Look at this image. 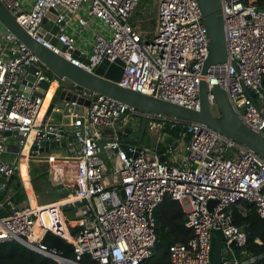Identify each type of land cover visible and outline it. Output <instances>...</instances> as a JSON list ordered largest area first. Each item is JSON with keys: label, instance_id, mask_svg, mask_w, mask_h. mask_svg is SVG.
<instances>
[{"label": "built area", "instance_id": "obj_1", "mask_svg": "<svg viewBox=\"0 0 264 264\" xmlns=\"http://www.w3.org/2000/svg\"><path fill=\"white\" fill-rule=\"evenodd\" d=\"M253 1L220 0L226 59L211 65L203 75L209 40L197 0H158L156 28L150 38L143 37L131 22L139 0H0L27 34L70 63L94 71L103 60L122 61L120 86L195 111L200 109L199 83H206L210 109L216 105L212 88L218 86L239 119L264 138V0ZM51 9L55 10L53 18H46ZM78 12L76 29L71 20ZM45 19L52 24L43 33ZM53 24L58 29L51 36L61 47L44 39ZM83 28L92 29L87 53L76 49V33ZM1 37L0 173L7 178L19 174L23 157L21 150L15 161L2 157L7 152L4 132L17 130L23 145L35 131L52 134L57 146L66 141L67 157L51 168L58 176L62 167L68 174L76 161L72 175L78 180L74 189L67 185L72 191L61 199L27 203L0 217V242H19L58 264H84V256L94 264H139L150 257L155 245L154 212L170 197L180 203L184 224L192 232L186 243L169 246L172 264H211L213 229L222 231L227 255L245 245L246 234L233 223L232 208L244 213L241 201L252 202L264 219V159L254 150L205 124L144 112L84 89L77 92L82 103L70 102L83 109L69 114L71 132L57 124H39L43 98L18 93L17 86L30 65L37 67V81L46 78L45 67L13 34ZM129 115L145 119L150 130L164 129L167 124L171 129L179 126L174 139L185 151L181 161L161 159L147 146L123 149L116 134L103 138L102 129L114 128L119 120L125 123ZM73 139L76 148L71 147ZM107 149L116 151L102 157ZM106 158L114 162L110 171ZM47 160L54 162L53 157ZM28 180L20 181L24 189ZM63 207H76V218H68ZM47 232L70 243L72 251L62 255L44 244ZM253 260L240 262L227 256L220 264Z\"/></svg>", "mask_w": 264, "mask_h": 264}, {"label": "water", "instance_id": "obj_2", "mask_svg": "<svg viewBox=\"0 0 264 264\" xmlns=\"http://www.w3.org/2000/svg\"><path fill=\"white\" fill-rule=\"evenodd\" d=\"M197 1L202 14V21L205 26L206 35L209 40V54L202 67V74L204 75L207 73V69L211 65L226 59L225 28L220 0ZM54 13L55 10L51 9V12L46 18H53L52 14ZM50 24H52V20H44L43 33L44 30L49 28ZM57 29L58 25L53 24L51 32L45 34L44 39L61 47V44L57 42L56 37L51 36V34L57 32ZM9 34H13L18 40L24 43L30 51L38 57L40 62L44 65L46 72H48L46 78L37 81V76L35 75L37 67L35 65H30L27 68L26 73L20 79L17 87L18 93L30 95L32 98H44L51 83L55 80L59 82L50 98L46 117L44 118L42 125L47 122L48 115L51 118L49 123L57 124L60 128H63L64 125L70 124L69 114L76 108L70 102H83V97L78 96L77 92L68 91L65 86L71 85L75 91L84 89L89 92H97L144 112L164 114L205 124L219 131L226 137L248 146L264 159V138L258 132L246 126L239 119L231 109L226 93L216 85L212 88V94L219 111L218 116H214L211 112L208 101V90L206 83L203 80L199 83L200 109L198 111L120 86L117 82L120 80L123 72L124 63L122 61L116 60L115 62L110 63L107 60H103L94 71H87L78 67L70 63L58 53L35 41L24 31L15 18L0 2V43L4 42V39L1 36ZM247 95L252 97L249 92H247ZM88 102L89 100L84 101L85 104H88ZM55 116H61L62 119H54ZM144 127L145 119H142L138 142L140 141ZM4 136L8 139L12 138L15 141L17 152L21 150L25 153L28 152L34 154V156H37V154H40L38 156H47L49 149L57 146L52 139L53 135H43V132L37 133L32 131L27 135L26 142L23 145L20 144L22 136L17 130L5 131ZM8 139H6V144H8ZM128 139L134 141L133 135L127 137V143L121 142V147L123 149H127L131 146ZM65 144L66 141L62 142L60 146L64 147ZM115 151L116 150L114 149H107L106 151L101 152V156L105 157L106 154H112ZM39 169L40 168H31L29 170L30 177L34 175V172H38ZM17 175L18 174L15 172L7 178L3 173H0V199L6 197V190H10V187L6 185V181L16 179L18 177ZM59 176L63 179L64 184L72 186L73 189L76 188V186L73 185V183L78 180L75 174L72 175V178H67L68 174L62 167L59 170ZM121 195L123 196L122 191ZM213 202L214 201H210V204ZM18 209L19 206L16 205L12 207L11 212H15ZM43 243L48 247L58 250L62 255H67L72 251L70 243L50 234L49 232L44 235ZM227 256L222 231L220 229H213L211 236L210 263L220 264L227 258Z\"/></svg>", "mask_w": 264, "mask_h": 264}, {"label": "trees", "instance_id": "obj_3", "mask_svg": "<svg viewBox=\"0 0 264 264\" xmlns=\"http://www.w3.org/2000/svg\"><path fill=\"white\" fill-rule=\"evenodd\" d=\"M255 0L252 3L261 2ZM147 128L146 124L144 127ZM179 126L171 129L167 124V131L171 138H175ZM164 159V157H161ZM45 172V173H44ZM49 175V176H48ZM53 178V179H52ZM32 186L36 193L44 197H52L53 201L65 196L68 192L63 189L64 183L58 173L48 166L43 172L33 175ZM13 191L7 201L0 207V217L11 214L12 205L19 206L26 199L25 189L11 181ZM62 187V190L60 189ZM61 191H60V190ZM1 196V194H0ZM4 197L1 198V200ZM245 212L242 213L236 206L232 208L233 223L240 226L246 234V243L242 247H234V256L240 262L253 257L254 260L245 264H264V219L256 212L254 203L241 201ZM156 241L149 258L139 264H172L168 248L174 243H186L192 232L184 224V213L178 201L165 197L155 212ZM84 264H94L87 256L81 259ZM0 264H58L53 259L42 256L16 241L0 242Z\"/></svg>", "mask_w": 264, "mask_h": 264}, {"label": "crops", "instance_id": "obj_4", "mask_svg": "<svg viewBox=\"0 0 264 264\" xmlns=\"http://www.w3.org/2000/svg\"><path fill=\"white\" fill-rule=\"evenodd\" d=\"M81 13L78 12L77 14L72 16V20H71V25L73 28L77 29V23H76V18L80 15ZM73 23H75L76 25H74ZM73 30H69V32H72ZM92 29L90 28H83L81 30H79L76 33V37H77V41H76V49L78 51H83V52H88L90 50V46L92 43ZM47 75V74H46ZM54 84V88L53 91L56 89L57 84H59V82H57L56 80L53 81L51 83V85ZM19 85V84H18ZM51 85L49 87V89L51 88ZM66 88L68 89V91H72V92H78L75 91V89L71 86V85H65ZM18 87V86H17ZM49 89L47 90L44 98H43V102L45 100V97L49 91ZM53 91L48 99V102L44 108V111L40 114L39 113V117H38V123L42 124V122L44 121V118L46 117V112H47V107L49 105V101L50 98L53 94ZM43 105V103H42ZM41 105V107H42ZM76 111L78 112H82V107H76L75 108ZM50 116H47V122H49L50 120ZM54 119L57 120H61L62 117L61 116H55ZM128 120V119H127ZM137 123L133 124L131 126V129H128L126 127V123H122L121 120L117 121L115 123L114 128H107V129H102L101 133L103 135V138H110L112 137L114 134H116L117 136H120V141L127 143V137L132 134L133 135V140L134 141H130L128 139V142H130L131 145H137V146H147L151 149L152 154H157L161 157H164V159H167L169 161H171L172 163H179L181 161V158L185 155V151L183 148V145L176 142V140L174 138H171L169 133L167 131H165L164 129H161L159 131H157V135L156 136H152L151 135V131H149V128L147 127L145 129V133L141 135L140 137V141L138 142L139 136H140V124L141 121L137 118ZM63 129L67 132H71L72 130V126L69 125H64ZM153 131V130H152ZM144 132V131H143ZM8 139V138H7ZM145 141V143H143ZM71 143V147L76 148L77 144L74 142V139L70 142ZM55 148H51L49 149V153L47 156H34V154H30L28 159H25V165H26V174H27V178H29V185L26 186L25 189V193H26V199L22 202V204L19 205V207H22L23 205L27 204V203H31L32 205L37 204H45V203H49L52 202L54 200V198L52 197H44L41 195V193H36L35 189L32 186V182L31 179L32 177H30V169H34V168H40L38 172H43L47 169L48 166H53L55 167L57 164H59L60 161H62L64 158L67 157V148L66 145H64V147L62 146H58V148H62L63 155H58L59 153H61L60 150H58L59 152H56ZM55 150V151H54ZM5 160L8 161H15L17 158H20V155L17 153V146L15 144V141L10 138L8 139V144H7V152L3 154L2 156ZM49 157H53L54 158V162H50L47 159ZM21 160L22 157L20 158V163H19V170H20V164H21ZM106 161H108L109 163H113V161L110 158H106ZM113 165V164H112ZM112 167V166H111ZM45 173V172H44ZM37 172H34V175H36ZM18 177L16 179H13L14 182L16 184H20L21 185V179H24V175L21 174V172L19 171V174L17 175ZM49 176V175H48ZM53 179V178H52ZM12 179L7 180L6 181V185L8 187H10V190H6L5 192V198H3L2 200L0 199V207L3 205V203L5 201H7L9 199V197L11 196V193L13 191V187L11 184H9L11 181H13ZM26 181V180H24ZM67 188V189H66ZM62 190V187L60 188ZM59 189V190H60ZM64 190L71 192L72 189L68 188L67 184H64L63 187ZM60 190V191H61ZM67 192V193H68ZM0 194H1V190H0ZM66 195V194H65ZM61 199V198H60ZM12 207L16 206L11 204ZM76 209V207H75ZM77 213V212H76ZM76 218V217H75ZM74 219V218H71Z\"/></svg>", "mask_w": 264, "mask_h": 264}, {"label": "rangeland", "instance_id": "obj_5", "mask_svg": "<svg viewBox=\"0 0 264 264\" xmlns=\"http://www.w3.org/2000/svg\"><path fill=\"white\" fill-rule=\"evenodd\" d=\"M157 7H158V0H139L138 5L133 13V16L131 18V22L135 23V25L138 27L140 34L145 37V38H150L153 35V32L155 30V24H156V17H157ZM74 25H76L75 23H73ZM47 74V75H46ZM46 76H48V72L45 73ZM211 112L214 116H218L219 115V111L218 108L216 107V105H213L211 107ZM122 122V121H121ZM137 118L136 116H128V120L126 123V127L128 129H131V126L135 123H137ZM138 124V123H137ZM151 131V135L154 137L157 135V131L159 130H150ZM132 135V134H130ZM145 143V141L143 142ZM57 148L55 149L56 152H59L58 150L61 151V153H59L58 155H63V149L62 148H58V146H56ZM54 150V151H55ZM66 153V152H65ZM107 163V167L108 170L110 171L112 164L113 163H109L108 161H106ZM64 210V214L68 217V218H75L77 216V209H75L74 207L71 208H67V207H63ZM43 219L45 222H47V215L46 213L43 214ZM234 257L233 251L229 250L228 252V260L232 259Z\"/></svg>", "mask_w": 264, "mask_h": 264}, {"label": "bare ground", "instance_id": "obj_6", "mask_svg": "<svg viewBox=\"0 0 264 264\" xmlns=\"http://www.w3.org/2000/svg\"><path fill=\"white\" fill-rule=\"evenodd\" d=\"M53 88H54V84H52L51 85V88L49 89V91H48V93H47V95H46V97H45V100H44V102H43V105H42V107H41V109H40V114L44 111V108H45V106H46V104H47V102H48V99H49V97H50V95H51V93H52V91H53ZM25 159H26V153L25 152H23V157H22V160H21V164H20V172H21V174H23L24 175V180H26L27 179V174H26V170H25V168H26V163H25ZM72 164H73V166H69L70 167V170H69V172H68V175H72V173H75V168H76V166L78 165L77 163H76V161H72ZM70 173V174H69Z\"/></svg>", "mask_w": 264, "mask_h": 264}]
</instances>
